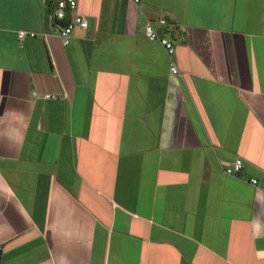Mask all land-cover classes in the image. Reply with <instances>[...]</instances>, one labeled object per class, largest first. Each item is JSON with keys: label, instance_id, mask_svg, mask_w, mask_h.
Listing matches in <instances>:
<instances>
[{"label": "crops", "instance_id": "crops-1", "mask_svg": "<svg viewBox=\"0 0 264 264\" xmlns=\"http://www.w3.org/2000/svg\"><path fill=\"white\" fill-rule=\"evenodd\" d=\"M57 1L0 0V264H264V0Z\"/></svg>", "mask_w": 264, "mask_h": 264}, {"label": "built area", "instance_id": "built-area-1", "mask_svg": "<svg viewBox=\"0 0 264 264\" xmlns=\"http://www.w3.org/2000/svg\"><path fill=\"white\" fill-rule=\"evenodd\" d=\"M134 2H138L139 0H133ZM70 18L69 22L62 25H58L57 31L60 37L62 38L64 44H69L71 41L72 33L75 27H80L81 29L88 28V20L87 18L77 12V0H58L55 9V18L58 21H65L67 18ZM166 19H159V23L164 25L166 24ZM145 34L149 40L159 41L164 49L167 51L168 55H173L175 53V47L173 41L160 34V32L156 29L154 22L151 20H147L145 23ZM27 36H35V33H28L25 30L19 31V38L23 40ZM171 71L173 74L179 73V70L175 64L172 63ZM46 98H57V94H45ZM244 166V162L242 159L238 158L234 161L231 167L225 169V172L229 175H234L239 173ZM253 183H257V180H253Z\"/></svg>", "mask_w": 264, "mask_h": 264}]
</instances>
